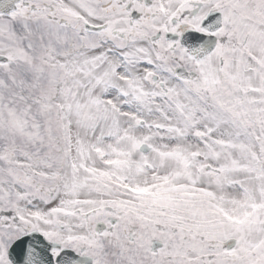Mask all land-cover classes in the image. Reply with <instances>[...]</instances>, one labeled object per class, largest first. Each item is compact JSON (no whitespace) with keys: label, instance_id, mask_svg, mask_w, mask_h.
Segmentation results:
<instances>
[{"label":"snow or ice","instance_id":"1","mask_svg":"<svg viewBox=\"0 0 264 264\" xmlns=\"http://www.w3.org/2000/svg\"><path fill=\"white\" fill-rule=\"evenodd\" d=\"M0 264H264V0H0Z\"/></svg>","mask_w":264,"mask_h":264}]
</instances>
